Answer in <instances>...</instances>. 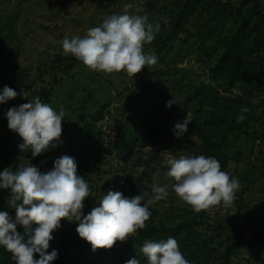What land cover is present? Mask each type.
<instances>
[{
  "label": "trees",
  "instance_id": "obj_1",
  "mask_svg": "<svg viewBox=\"0 0 264 264\" xmlns=\"http://www.w3.org/2000/svg\"><path fill=\"white\" fill-rule=\"evenodd\" d=\"M99 7L105 12L103 5L100 4ZM143 7L145 9L142 8L141 15H147L149 22H161L160 31L150 43L155 49V55L165 52L176 39H182L181 42L186 45L192 36L202 38L203 42L216 38L222 33L221 30L229 16L240 21L231 36L218 37L217 42L223 48V52L216 64L208 69L207 78L189 80L177 90L174 88L166 91L168 97L166 101L174 99L176 102L172 105V111L178 113L182 119L188 116L192 120L190 123L196 128V139L188 142L189 146L193 147L194 155L215 157L220 162L221 170L228 173L231 169L233 148L236 150V145L240 141L250 145V151L255 153V160H248L251 169H244L242 173L240 167V180L245 181L240 184L242 186L240 198L237 200L236 215L231 219L228 215L229 209L227 214L222 215V208L215 209V206L196 212L187 203L175 199L170 205L169 215L163 220L146 221V227L138 229L125 242L117 241L111 249L95 251L76 232L78 222L62 219L61 226L52 232L53 239L47 250L48 253L52 250L58 252V257L52 264H126V261L133 258L140 260V264H147V257L140 252L144 241L166 240L169 237L178 241L180 251L190 264H231L234 255L246 243V228L254 222L259 231L255 233L252 246L257 248L258 241H262L261 246L263 244L264 197L251 201L252 206L247 205L244 200L248 199L247 196L252 197L246 193L257 181L264 189V0H148L147 4L143 3ZM164 19H167V24H164ZM2 34L4 33L1 29L0 35ZM50 58L53 67L63 66L65 72L73 64L68 65L69 62L77 59L72 54L63 55L60 52H55ZM6 59H0V68L8 64ZM5 69L10 70V75H13V81L8 87L20 92V100L24 103H28L36 96L44 103L51 101L54 96V85L60 82V79L54 77L51 84L42 85L45 79L44 75L40 74L37 77L40 84L35 82V78L30 84L21 86L18 79L28 80L30 73L27 68H20L14 63L11 69L8 67ZM190 70V66L179 67L177 80L181 81L184 78L188 80ZM156 75L163 78L167 76L163 71ZM206 81L213 83L209 84ZM36 84L41 87H35ZM234 89H238V92ZM22 91L27 99L21 95ZM3 106L6 112L12 108L11 102L3 103ZM244 107L248 111L243 113L244 119L238 122L237 117L241 115V109ZM105 108L106 105H103L101 110ZM101 110L94 116L93 122L77 128L78 138L82 137L81 140L89 141L101 136L103 131L94 127V123L98 124L103 118ZM255 122L260 124V128L250 132L249 125ZM132 134L137 138L133 132ZM157 139L158 136L154 134L152 142L141 141L140 144L154 145ZM21 143L23 141L18 133L8 128L7 118L3 117L0 124V172L5 169L15 171L19 168L20 156L32 160L33 166L38 169L43 163L52 165L53 162L44 155L46 152L33 157L30 150H20L18 146ZM82 152L83 150L75 152L79 157L74 158L78 175L81 173ZM159 158V154L155 153L144 163V158L138 157L133 162L138 166L135 170L133 165L134 172L125 173L123 170L120 177L128 183L131 191L127 198L145 195L147 200L151 196L153 185L157 186L153 178V170L157 168H152V160L155 159L157 162ZM163 167L168 168L167 165ZM141 168L143 171H138ZM161 170L159 167V171ZM112 191L122 193L120 188ZM102 196L98 193L94 198H85L83 214L87 215L94 207L99 206ZM9 197V189H0V211H8L14 217L15 210L8 206ZM144 203L145 201H141L142 206ZM240 212L251 213L248 222L238 223ZM20 230L25 233L24 228L17 225V231ZM34 258L39 259V254H34ZM0 264H15L12 254L3 246H0Z\"/></svg>",
  "mask_w": 264,
  "mask_h": 264
},
{
  "label": "rangeland",
  "instance_id": "obj_2",
  "mask_svg": "<svg viewBox=\"0 0 264 264\" xmlns=\"http://www.w3.org/2000/svg\"><path fill=\"white\" fill-rule=\"evenodd\" d=\"M147 1L0 0V30L2 29L4 33L0 35V59L7 58L6 64L8 63L0 68V93L13 81L11 71L5 68L11 69L14 63L20 68H27L30 73L28 80L18 79L21 86L30 84L35 78V82L40 84L41 82L37 81L40 74H43L45 79L42 85L51 84L54 77L60 79V82L54 85L52 100L47 103L57 112L60 109L65 112L62 135L58 146L44 154L53 162L52 165L43 163L39 170L47 173L52 170L55 159L62 155L79 158L75 152L83 150L80 176L89 184L92 194L88 196L89 198H94L98 193L106 195L116 188H120L123 195L128 197L131 193L128 183L120 177L123 170L125 173H132L138 168L133 163L136 161L135 158L142 157L145 163L158 153L160 156L158 161L152 160V168H157L153 170V178L157 186L166 188L168 197L150 207L152 215L148 222H159L169 215L172 201L175 199L182 201L173 190L174 179L166 174L169 170L166 160L169 157L194 155L193 147L191 148L188 142L197 137L196 128L191 123L188 124L186 132L176 135L178 130L175 125L183 123L185 119L173 112L172 106L171 108L166 106L168 102L166 91L174 88L177 90L189 80L207 78L208 69L216 64L223 52V48L218 45V37L231 36L240 21L232 16L227 17L221 30L223 34L220 33L216 38L206 42L200 37L192 36L188 44L184 45L182 39H176L165 52L156 55L158 58L156 65L146 66V69L134 76L123 70L111 74L93 71L77 59L69 62L68 65L73 64L65 72L63 66L53 67L50 58L55 52L66 54L62 48L64 38L86 35L89 28L99 26L103 22V17L122 14L125 5L131 6L128 9L130 14L141 15L142 8L145 9L143 3L147 4ZM100 4L104 6L105 12L100 9ZM144 51L154 53L155 49L152 45L145 44ZM184 65L191 67L189 79L178 81L179 67ZM161 71L167 75L166 78L156 75ZM39 84L35 87H41ZM234 91L238 92V89ZM20 99L19 92L16 98L7 102H11L12 107H18L24 103ZM103 105H106V108L101 110ZM100 110L103 118L98 124L94 123V127L103 131L101 136L89 141L81 140L82 137L78 138L77 128L93 122L94 116ZM6 113L5 106L0 103V124ZM120 119L123 122L119 121ZM249 127L252 132L259 129L260 124L250 123ZM132 132L137 138L132 136ZM154 134L158 136L154 145L140 144L141 141L152 142ZM178 149L183 151L178 152ZM235 149L233 148L231 154L233 158L228 174L230 178H236L242 184L245 180H240V167L242 173L244 169H251L248 160L254 161L255 153L250 151V145H245L242 141ZM20 158L19 167L33 165L32 160L25 156ZM133 165L135 170H132ZM163 165H167L168 168H164ZM159 167L162 168L161 171ZM262 188L257 181L246 193L252 197L247 196L248 199L245 200L243 197L244 202L252 206L251 201L261 200L264 197ZM240 189L230 206L220 204L215 206V209L222 208V215L227 214L229 209V218L235 217ZM171 210L174 211L173 208ZM213 212L214 209L212 214ZM239 214L238 223H246L251 217L250 212ZM245 231L246 243L234 255L231 264H264V241L262 246L260 245L262 241H258L257 248L252 246L255 233L259 231L256 222ZM20 233L23 234L21 230Z\"/></svg>",
  "mask_w": 264,
  "mask_h": 264
},
{
  "label": "clouds",
  "instance_id": "obj_3",
  "mask_svg": "<svg viewBox=\"0 0 264 264\" xmlns=\"http://www.w3.org/2000/svg\"><path fill=\"white\" fill-rule=\"evenodd\" d=\"M130 7L125 5L122 14L106 16L99 26L89 28L82 37L64 38V52L72 54L90 70L109 74L123 70L134 76L145 66L156 65L157 56L151 51L146 53L144 46L155 39L161 22H149L147 15L130 14ZM163 22L168 23L167 19ZM17 95L14 89L5 86L0 103ZM21 95L26 98L23 91ZM174 103V99L169 100L166 106L171 108ZM247 111L246 107L241 109L238 122ZM6 118L8 128L23 141L18 146L20 150H30L36 157L58 146L65 112L63 109L57 112L36 96L28 103L8 109ZM191 121L187 116L183 123H177L176 135L186 132ZM166 163L169 166L166 174L175 181L172 186L175 194L196 212L220 204L230 206L240 189L238 179L222 171L215 157H169ZM0 189L10 190L8 206L15 210L14 217L8 211H0V246L12 254L15 264H52L58 252L47 250L53 239L52 232L61 226L62 219L78 222L76 232L93 251L111 249L117 241L123 243L138 229L145 228L152 215L150 207L168 197L166 188L156 185L147 200L145 195L127 198L120 191L110 190L102 196L99 206L84 215L83 202L92 194L84 177L77 174L75 159L68 155L55 159L52 170L47 173L31 164L15 171L5 169L0 172ZM141 201H145L143 206ZM17 225L24 228L23 235L17 231ZM140 252L147 257V264H190L173 237L145 240ZM34 254H39V259ZM126 264H140V260L129 259Z\"/></svg>",
  "mask_w": 264,
  "mask_h": 264
}]
</instances>
